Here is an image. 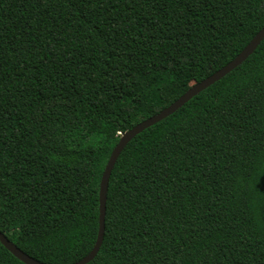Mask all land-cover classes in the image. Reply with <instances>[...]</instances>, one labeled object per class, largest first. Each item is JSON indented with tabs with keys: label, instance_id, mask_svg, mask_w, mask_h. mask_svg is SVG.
Segmentation results:
<instances>
[{
	"label": "trees",
	"instance_id": "1",
	"mask_svg": "<svg viewBox=\"0 0 264 264\" xmlns=\"http://www.w3.org/2000/svg\"><path fill=\"white\" fill-rule=\"evenodd\" d=\"M264 0H0V231L43 264L98 232L120 133L235 57ZM86 264H264V38L128 141ZM0 264H25L0 243Z\"/></svg>",
	"mask_w": 264,
	"mask_h": 264
},
{
	"label": "water",
	"instance_id": "2",
	"mask_svg": "<svg viewBox=\"0 0 264 264\" xmlns=\"http://www.w3.org/2000/svg\"><path fill=\"white\" fill-rule=\"evenodd\" d=\"M264 38V26L257 31V33L250 39V41L243 47V49L230 61H228L225 65L217 69L216 71L208 74L202 80L195 82L190 85L187 90L182 93L177 99L171 102L168 106L161 109L154 115L149 116L146 119L141 120L136 123L130 129L120 133L118 139H116V144L112 148L105 167L103 169L100 181H99V215H98V232L95 243L91 250L83 256L81 259L77 260L72 264H86L91 261L96 253L99 250V247L102 243L103 233H104V216H105V202H106V193L108 187V180L113 169V166L119 157L121 151L126 146L129 140H131L136 134L140 133L142 130L146 129L150 125L156 123L157 121L165 118L170 115L174 111H176L180 106L186 103L193 96L198 94L200 91L219 80L223 77V75L227 74L235 67L240 65L249 55L253 53L255 48ZM0 243L17 259L22 261L25 264H43L39 260L29 256L25 252H23L19 247H17L11 240H9L4 233L0 231ZM45 264V263H44Z\"/></svg>",
	"mask_w": 264,
	"mask_h": 264
}]
</instances>
